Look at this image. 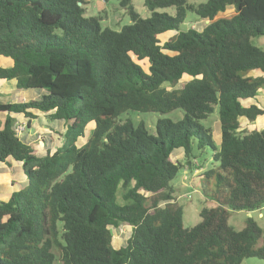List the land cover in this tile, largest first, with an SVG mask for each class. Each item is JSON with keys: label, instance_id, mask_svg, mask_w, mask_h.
I'll return each mask as SVG.
<instances>
[{"label": "trees", "instance_id": "16d2710c", "mask_svg": "<svg viewBox=\"0 0 264 264\" xmlns=\"http://www.w3.org/2000/svg\"><path fill=\"white\" fill-rule=\"evenodd\" d=\"M109 2V0H105ZM133 0H119L131 23L115 30L88 15L86 0H0V79L19 89H43L37 99L1 103L0 162L22 161L27 185L0 200V264H242L264 260V230L253 216L241 230L231 210L264 207V127L242 119L264 115L245 105L264 89V0H146L142 17ZM233 6L231 17L216 18ZM174 8V13L159 8ZM209 20L183 30L188 13ZM176 34L162 42L160 36ZM142 62H147V68ZM188 77V81L177 87ZM218 108L221 140L202 121ZM155 132L144 122L119 121L127 111L167 114ZM31 110L65 120L63 144L39 154L25 143L12 113ZM94 128L79 146L89 124ZM213 150L202 189L217 206L184 225L173 180L188 170L193 149ZM176 149L183 157L171 159ZM165 205H161V203ZM128 224L125 246L113 245L111 226Z\"/></svg>", "mask_w": 264, "mask_h": 264}, {"label": "rangeland", "instance_id": "374dc122", "mask_svg": "<svg viewBox=\"0 0 264 264\" xmlns=\"http://www.w3.org/2000/svg\"><path fill=\"white\" fill-rule=\"evenodd\" d=\"M86 8L88 15H102L103 21L102 25L104 27H110L115 30H120L124 25L131 23V18L128 13V10L122 7L119 3V0H86ZM207 0H189V2H206ZM133 6L135 10L142 16L148 17L151 15V11L146 5V0H133ZM159 11H167L174 13V8H159ZM231 10H227L223 14H219L218 17H230L232 15ZM206 20L199 19L194 13L189 12L187 21L184 22L181 26L183 30L193 26L197 30H202ZM176 34V31H169L160 36L162 42L166 41L168 38ZM255 44L264 49V35L255 37L253 39ZM145 68H147V62H142ZM188 77L183 78L177 87H180L183 83L188 81ZM264 99V97H263ZM246 101H244L245 103ZM183 112L180 109L173 110L167 114H161L156 112H137V111H127L126 113L119 116L118 120L124 121L126 119H131L134 124H138L141 121L144 122L151 132H155V124L159 117H167L174 120H179L183 118ZM205 126H210L212 128V137L216 145H219L220 136L218 134V128L220 129L219 113L218 108L211 114V116L202 121ZM243 129L251 130L252 127L250 124L243 122L241 126ZM89 134L90 128L86 130ZM176 151V150H175ZM193 154L195 158H192L191 168L188 170L187 178H185L184 170L185 168L180 169L176 178L173 180V185L175 187V201L182 205L184 208V225L186 227H192L198 224L201 221L200 211L203 207H214L217 206V202L207 199L202 189V176L200 174L203 170L210 169L216 165V162L213 159V150L211 148H206L205 150H198L196 147L193 149ZM171 159L176 160L175 154L172 155ZM165 205V203H161ZM264 213V207L262 209ZM261 228L264 230V218L259 216V212H251ZM249 217L248 212L246 211H237L231 210L229 214V224L232 225L235 229L241 230L245 226L246 218ZM113 234V245L116 248L125 246L127 240L131 235L132 227L128 224H120L117 227L111 226ZM242 264H264V260H261L256 257L244 258Z\"/></svg>", "mask_w": 264, "mask_h": 264}, {"label": "crops", "instance_id": "0c3cea01", "mask_svg": "<svg viewBox=\"0 0 264 264\" xmlns=\"http://www.w3.org/2000/svg\"><path fill=\"white\" fill-rule=\"evenodd\" d=\"M232 11L233 16L235 14V9L233 6H228L227 10ZM220 14V13H219ZM221 14H223L221 12ZM230 16V17H231ZM221 17V16H220ZM218 17V18H220ZM13 61L9 57L0 56V66L4 68L11 67ZM255 75H264L260 70L255 71ZM18 82L16 79H0V102H18V101H29L31 99H37L42 94L45 93L43 89H19L17 86ZM264 89L260 90L258 95L254 98L244 100L245 105L257 104L264 108ZM34 117L30 118L25 116L23 113H12L10 114L16 119V126L24 125V129L19 131V136L21 139L34 147L37 153L45 154L47 151L53 152L58 147L63 144V134H65L67 126L65 120L62 119H50L49 113L31 110ZM8 116V112L0 111V127H2L3 122ZM250 124L252 129H261L264 127V115L258 117L254 121H249L242 119L243 122ZM220 126V124H219ZM90 128L89 134L86 132L84 137H79L77 145H83L88 137L90 136L94 124H89ZM87 128V130H88ZM221 140V129H217ZM220 143V141H219ZM176 159H181L183 157V150L176 149L173 152ZM28 183L27 177L23 170L22 161L15 160L9 157L6 161L0 162V200H7L12 193L24 188ZM263 209V208H262ZM258 210L259 216L264 218L263 211ZM251 216V213H248Z\"/></svg>", "mask_w": 264, "mask_h": 264}, {"label": "built area", "instance_id": "2783aa9c", "mask_svg": "<svg viewBox=\"0 0 264 264\" xmlns=\"http://www.w3.org/2000/svg\"><path fill=\"white\" fill-rule=\"evenodd\" d=\"M24 125H20L16 128L17 132L19 133V131H22L24 129L23 127ZM185 173V178H187V174H188V169L184 170Z\"/></svg>", "mask_w": 264, "mask_h": 264}, {"label": "water", "instance_id": "95a60500", "mask_svg": "<svg viewBox=\"0 0 264 264\" xmlns=\"http://www.w3.org/2000/svg\"><path fill=\"white\" fill-rule=\"evenodd\" d=\"M207 22H209V20H207Z\"/></svg>", "mask_w": 264, "mask_h": 264}]
</instances>
